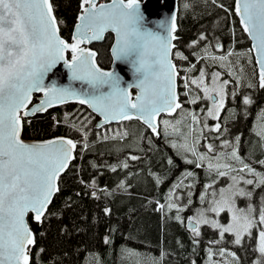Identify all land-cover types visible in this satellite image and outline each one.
<instances>
[{
	"label": "snow or ice",
	"instance_id": "1",
	"mask_svg": "<svg viewBox=\"0 0 264 264\" xmlns=\"http://www.w3.org/2000/svg\"><path fill=\"white\" fill-rule=\"evenodd\" d=\"M184 7L189 5L185 3ZM234 11L240 17L243 30L255 41L253 48L259 64V86L264 88V0H234ZM77 20L69 42L59 35L51 0H0V264H32L30 246L35 244V236L27 224L26 216L32 213L35 222H43L51 198L59 191V176L75 159L73 153L77 144L82 143L85 148L88 146L91 116L79 124L71 125L80 135V141L58 137L29 143L21 138L28 116L69 101L87 105L102 116L105 123L133 119L142 121L153 134L159 136L160 116L183 111L177 81L181 80L185 88L195 85L198 91L202 86L204 96L212 101L204 118L191 113L192 124L188 126L187 133L181 127L182 120L171 124L172 133L184 140L180 147L195 158L188 163H196L197 167H201L202 163L197 161H207L208 168L215 169L219 177L228 176L233 171L246 172L259 178L257 186L264 185V173L257 172L250 163H245L236 149H233L228 159L241 164L239 169H234L230 163H213V159L219 160L223 154L209 157L206 153H199V137H194L192 143H188V135L195 133L198 126L202 125L201 134L208 127L204 123L205 119L220 118L225 103L224 89L229 81L218 82L220 73H213L210 87L204 82L203 70L199 71L196 79L189 81L186 77L181 78L182 69L178 64L188 61V57L175 50V14L170 11L167 19L157 22L158 30H153L145 26L146 17L140 0H110V3L80 0ZM109 31L115 33L110 49L113 60L131 66L137 74L134 84L123 86L121 75L115 69L100 68L96 51L84 46L103 40L104 34ZM205 40L207 37L201 35L199 41H192V45L196 46ZM205 55H209L207 49ZM229 55L232 53L211 58L226 61ZM60 62L67 66L70 81L78 83L79 87L74 86V83H45L46 75ZM132 88L139 89L135 96L130 91ZM34 93L42 94V98L29 108ZM200 98L199 95L195 96L191 103L195 104ZM243 103L250 104V98L243 97ZM69 119L70 116L66 114L65 123ZM54 123L59 124L60 121L54 118ZM162 123L167 131L171 122L164 120ZM214 129L221 132V125L216 123ZM128 135L127 130L117 131L112 137L103 134L101 139H124ZM258 135L264 139V128L260 129ZM224 144L227 145L228 141H224ZM207 150L208 153H214L211 143L207 145ZM130 159L135 161L139 157L131 155ZM169 163H172L171 159ZM257 163L264 165V160ZM123 167L127 168L128 164L125 162ZM231 179L233 183L227 189L219 190V199L214 198L209 208L217 216L224 211L231 212V219L226 224H220L216 220L210 221L201 212L199 218H190L194 221L192 232L198 236L200 224L211 223L212 227L219 230L221 238L231 233L235 236L234 243L239 245L244 236H252L253 230H258L256 251L260 253V259L255 264H264V207L259 209L258 216H254L252 212L255 210L251 205L246 211L235 204L237 197L250 198L252 195L250 191L239 187L240 182L253 185L255 181L244 176L238 179L237 175ZM178 187L174 186L170 192L169 209L178 208L173 202L175 188ZM206 187L211 188L212 185ZM159 207L162 210L165 205ZM176 219L181 218L177 215ZM123 253L129 258L139 256V253L130 249H123ZM219 254L225 256L226 252L221 249ZM227 254L238 260L234 252ZM209 255H212L211 251ZM135 264H140L139 260ZM152 264H160V261L153 260ZM209 264L217 262L210 260Z\"/></svg>",
	"mask_w": 264,
	"mask_h": 264
},
{
	"label": "trees",
	"instance_id": "2",
	"mask_svg": "<svg viewBox=\"0 0 264 264\" xmlns=\"http://www.w3.org/2000/svg\"><path fill=\"white\" fill-rule=\"evenodd\" d=\"M185 3L189 7L185 8ZM52 4L60 32L70 40L80 0H52ZM177 24L175 50L188 57V61L178 64L181 74L190 81L203 70L208 79L213 73H220L221 79L229 81L221 119L264 121V88L259 86L251 41L234 11V0H179ZM201 35L207 40L193 46L192 41H199ZM112 42L113 35L108 33L102 42L93 44L98 62L104 67H109L112 61ZM205 49L209 55H205ZM229 52L232 55L226 61L211 58ZM178 93L183 111L177 110L160 119L159 136L134 119L96 128L94 113L90 110L86 113L76 103L56 106L26 118L25 138L63 134L80 141V135L71 125L91 116L88 146L77 144L75 159L60 176L59 191L42 218L43 222L37 223L31 213L28 215L35 232V244L30 247L32 264H135L136 260L140 264H152L153 260L160 264H209L210 260L217 264H234L235 258L227 254L233 252L238 258L235 264H255L258 254L255 242L237 245L232 234L226 233L221 238L219 230L208 224L200 226L202 232L197 236L184 221L188 210L194 212L209 200L190 205L186 200L191 201L196 194L191 193V188L188 194L182 191L180 179L191 173L183 183L194 187L197 181L213 180V177L191 171L196 163L188 161L195 158L180 147L184 140L171 131V124L182 120L181 127L187 133L192 124L190 114L195 113L203 119L208 101L195 85L185 88L181 80ZM197 95L201 98L191 103ZM245 96L250 98V104L243 103ZM66 114L70 116L67 123L64 121ZM54 118L60 123H54ZM164 120L171 122L167 131L162 123ZM125 130L129 135L124 139H101L103 134L112 137L117 131ZM191 140L190 134L189 144ZM131 155L139 159L133 161ZM125 162L127 168L123 167ZM176 185L179 187L175 188V194L181 192L180 201L189 208L180 220L176 219L178 210L169 211L167 207L170 192ZM202 193L207 192L202 191L197 196L201 198ZM175 194L173 202L176 203L179 199ZM157 201L165 205L162 210L157 208ZM162 211L165 214L163 222ZM123 249L133 250L139 256L126 257ZM221 249L225 250V256L219 254Z\"/></svg>",
	"mask_w": 264,
	"mask_h": 264
},
{
	"label": "flooded vegetation",
	"instance_id": "3",
	"mask_svg": "<svg viewBox=\"0 0 264 264\" xmlns=\"http://www.w3.org/2000/svg\"><path fill=\"white\" fill-rule=\"evenodd\" d=\"M225 108V106H224ZM222 111L220 112V118L219 119H210V120H204V123L208 125V127L203 129V133L200 132V127H197V130L195 133L191 134V143L193 141L194 137H199V143L197 145V150L199 153H206L209 157L213 156H220V154H223V157L219 160L213 159V163H230L232 164L234 169H239L242 167L241 164L238 162L228 159V156L233 151V149L237 150V154L241 157V159L244 160L245 163H250L253 168L256 169L257 172L264 173V165H259L257 161L264 160V139H261V137L258 135V132L261 128H264V121H245V120H223L221 119ZM216 123H219L221 125V132H217L214 129V126ZM144 125V124H143ZM145 126V125H144ZM146 127V126H145ZM150 130V129H149ZM161 132V126L159 128ZM224 141H228V144L225 145ZM211 143L214 148V153H208L207 145ZM179 147V145H178ZM180 148V147H179ZM184 150V149H183ZM202 163L201 167H197L196 164L191 169V171L197 172L199 174L206 173L211 177H213V180L209 179L207 181H197L195 183V186H189L190 183L186 182L183 183L185 180V175L182 177L179 181L180 184H183V189L185 193L188 192V189L191 188V193L196 194L191 201L186 200L190 203V205H200L205 203L203 199L199 198L197 195L200 192H214L217 191L220 188L228 186V183L230 181V178L233 175H237L238 179L239 176H244L245 179H253L255 183L253 185H247L243 183L242 181L240 184L243 186V188H249L252 186L257 187L259 190H261L263 193L264 198V185L257 186L259 183V178L254 177L251 174L248 173H237L235 171L230 172L228 176L225 177H219L217 176L215 169H209L207 166V161L199 162ZM208 176V177H209ZM207 185H212L211 188H207ZM188 194V193H187ZM264 205V202L262 203V206ZM244 236L242 238L241 244L246 243L251 244V242H255L257 240V232L255 233V236Z\"/></svg>",
	"mask_w": 264,
	"mask_h": 264
},
{
	"label": "water",
	"instance_id": "4",
	"mask_svg": "<svg viewBox=\"0 0 264 264\" xmlns=\"http://www.w3.org/2000/svg\"><path fill=\"white\" fill-rule=\"evenodd\" d=\"M52 2V0H51ZM100 3H110V0H106V1H100ZM141 2V9L142 11L144 12V15L146 17V21H145V26L146 27H150V28H153V30H158L157 29V22L161 19H167L168 16H169V13L171 11L172 14H175L178 18V13H179V0H140ZM53 14L55 15L56 19H57V16L55 14V11H54V7H53ZM239 17V15H238ZM239 20H240V17H239ZM57 22H58V19H57ZM76 23H78V20L76 21ZM75 23V24H76ZM177 23V21H176ZM241 23V22H240ZM178 25V24H177ZM58 26H59V22H58ZM243 26V25H242ZM74 30H75V25H74V28H73V32L72 34L74 33ZM108 33H111L113 35V42L112 44L114 43V37H115V33L114 32H106L104 34V37L106 36V34ZM247 33V32H246ZM248 34V33H247ZM59 35L61 36V38L65 39V40H68L67 38H65L61 32H60V27H59ZM176 35V33H175ZM177 36V35H176ZM248 37L251 41V51L253 53V56H254V60H255V63H256V67H257V71H258V74H259V64L257 63V53L255 51V49L253 48V45L255 43V41L252 39L251 36H249L248 34ZM105 39V38H104ZM103 39V40H104ZM103 40L101 41H93L91 43H88V44H85L84 46L85 47H88L90 48L91 50L93 51H96V49L93 47V44L94 43H98V42H102ZM69 42H71L69 40ZM175 43V41H174ZM111 44V45H112ZM111 49V47H110ZM97 53V51H96ZM110 53H111V50H110ZM112 57V55H111ZM96 61H97V64L99 65L100 68L104 69V70H110V69H115L122 77V85L123 86H127L128 84H134L135 81H136V76L137 74L134 72V70L131 68L130 65L128 64H125V63H122V62H117V61H114L113 60V57H112V61H111V64L109 67H104L102 65H100V63L98 62V59L96 57ZM175 62V61H174ZM57 83L59 85H67L69 83H74V86L76 87H79V84L76 83V82H71L70 81V73H69V70L67 68V66L63 63V62H60L58 63L45 77V83L46 84H51V83ZM178 83V86H179V80L177 81ZM131 93L133 96H135L139 89H136V88H132L130 89ZM177 91H178V88H177ZM42 98V94L40 93H34L33 95V103L29 105V108H31L39 99ZM68 103H76V104H79L81 105L78 101H69V102H66L65 104H68ZM65 104H62V105H65ZM56 106H60V105H56ZM54 106V107H56ZM87 106V105H85ZM88 107V106H87ZM53 108V107H52ZM89 108V107H88ZM50 109V108H49ZM48 109V110H49ZM90 109V108H89ZM92 111V109H90ZM46 112V111H45ZM45 112H38V113H35L33 115H30L28 116L27 118H30V117H34L38 114H43ZM93 112V111H92ZM94 113V112H93ZM95 116H96V123H95V127L96 128H103L107 125H110V124H113V123H118V122H110V123H105V121L103 120V117L100 116L99 114L97 113H94ZM173 114V113H172ZM163 115H171V114H162L161 116ZM160 116V118H161ZM159 118V119H160ZM136 120V119H134ZM139 121V120H138ZM142 124H144L142 121H140ZM145 125V124H144ZM146 126V125H145ZM147 127V126H146ZM23 131H24V127H23ZM23 131L21 133V138L25 141V142H38V141H43V140H49V139H54V138H58V137H68L66 135H63V134H60V135H56V136H52V137H48V138H38V139H35V138H25L23 136ZM160 131V130H159ZM70 138V137H68ZM77 150V148H76ZM76 150L74 151L73 155L74 157L76 156ZM74 160V159H73ZM71 160L69 162V166L71 164V162L73 161ZM68 166V168H69ZM67 168V169H68ZM66 169V170H67ZM65 170V171H66ZM64 171V172H65ZM63 172V173H64ZM61 173V175L63 174ZM60 175V176H61ZM60 176L57 180V184H58V187H59V180H60ZM56 194V193H55ZM55 194L53 195V197L51 198V202L55 196ZM50 202V204H51ZM50 204L48 205V208L50 206ZM30 213H28L29 215ZM32 214V213H31ZM46 214V213H45ZM28 215L26 216V221H27V224L29 226V228L31 229V231L33 232L34 236H35V232L34 230L31 228L30 224H29V221H28ZM33 215V214H32ZM192 223H194V221L192 220H187L186 221V225L191 228V225ZM33 246V245H32ZM30 246V247H32Z\"/></svg>",
	"mask_w": 264,
	"mask_h": 264
},
{
	"label": "rangeland",
	"instance_id": "5",
	"mask_svg": "<svg viewBox=\"0 0 264 264\" xmlns=\"http://www.w3.org/2000/svg\"><path fill=\"white\" fill-rule=\"evenodd\" d=\"M199 77V76H198ZM197 77V78H198ZM212 78V77H211ZM211 78H209L208 79V77H206L205 76V78H204V82L206 83V84H208L210 87L212 86V79ZM223 81V79H221L220 77H219V81L218 82H222ZM201 92H202V95L204 96V93H203V91H202V86H201ZM224 91H225V101H226V87H225V89H224ZM205 97V96H204ZM206 99H207V105L208 106H206V108H205V113H206V111H207V109L208 108H210L211 106H212V101H211V99H208L207 97H205ZM224 105H225V103H224ZM81 109L82 110H85V112L86 113H88V111L87 110H90L87 106H85V105H81ZM162 117H164V115L163 116H161V118L160 119H162ZM204 118V117H203ZM210 119H213V118H207V119H205V120H210ZM78 140H80V139H78ZM233 183V181H232V179L230 178V181H229V183H228V186H226V187H223L224 189H227L228 187H229V185H231ZM239 187H242L243 188V186L241 185V184H239ZM221 189V188H220ZM220 189H218L217 191H214L215 193H216V196L215 197H213V193L214 192H211V193H202L201 194V198H203V200H209V203L208 204H205V205H203V206H198V208L197 209H195L194 210V212H193V210L191 209V210H188L189 208H188V206L182 201H180L181 200V198H183V194L181 193V192H177L176 194H175V197L176 198H178L177 200V202H176V204L178 205V208H176L177 210H178V215L180 216V218L181 219H183V213L185 212V211H187L188 210V217H186L185 218V223H186V221L188 220V219H190V218H199V214L201 213V212H203V214H204V216L207 218V219H209L210 221H212V220H216V221H218L220 224H226V223H228V221L231 219V215H232V213L231 212H227V211H224V212H221L218 216L215 214V213H212L211 211H209V208L212 206V201H213V199L215 198V199H219V190ZM246 191H250L251 193H252V195H251V197L249 198V197H237L236 198V200H235V204H236V207L237 208H240V209H245L246 211L248 210V206L249 205H251V207H252V209H254L255 211H253L252 212V215H254V216H258V212H259V209L261 208V207H264V205L262 206V203L264 202V198H263V192L261 191V190H259L257 187H255V186H252V187H249V188H244ZM173 209V208H172ZM172 209H169V211H171ZM185 214H186V212H185ZM164 211H162V213H161V218H162V222H163V217H164ZM191 220V219H190ZM193 221V220H192ZM202 224H200V226H201ZM208 225H210L211 227H212V225H211V223H209ZM162 226H164V224H162ZM199 226V228H198V231H199V234L202 232V228ZM257 232V234H258V230H253V233H252V236H250V237H253V236H255V233ZM229 234H231V233H229ZM233 235V234H232ZM233 238H234V240H235V236L233 235ZM254 245H255V247L257 248V240L255 241V243H254ZM258 252V251H257ZM260 259V253L258 252V254H257V257H256V259H255V262L257 261V260H259Z\"/></svg>",
	"mask_w": 264,
	"mask_h": 264
},
{
	"label": "built area",
	"instance_id": "6",
	"mask_svg": "<svg viewBox=\"0 0 264 264\" xmlns=\"http://www.w3.org/2000/svg\"><path fill=\"white\" fill-rule=\"evenodd\" d=\"M162 203L160 201L157 202V208H160L159 205H161Z\"/></svg>",
	"mask_w": 264,
	"mask_h": 264
},
{
	"label": "bare ground",
	"instance_id": "7",
	"mask_svg": "<svg viewBox=\"0 0 264 264\" xmlns=\"http://www.w3.org/2000/svg\"><path fill=\"white\" fill-rule=\"evenodd\" d=\"M158 202V201H157Z\"/></svg>",
	"mask_w": 264,
	"mask_h": 264
}]
</instances>
